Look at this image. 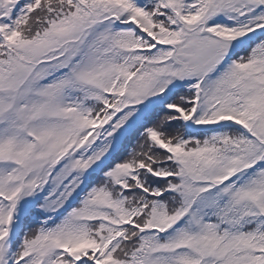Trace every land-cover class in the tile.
Instances as JSON below:
<instances>
[{"label": "snow or ice", "instance_id": "obj_1", "mask_svg": "<svg viewBox=\"0 0 264 264\" xmlns=\"http://www.w3.org/2000/svg\"><path fill=\"white\" fill-rule=\"evenodd\" d=\"M0 264H264V0H0Z\"/></svg>", "mask_w": 264, "mask_h": 264}]
</instances>
